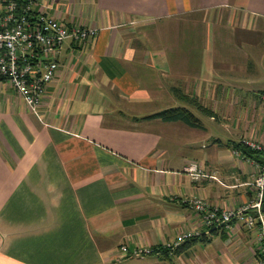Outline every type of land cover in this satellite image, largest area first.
Listing matches in <instances>:
<instances>
[{"label":"crops","instance_id":"crops-1","mask_svg":"<svg viewBox=\"0 0 264 264\" xmlns=\"http://www.w3.org/2000/svg\"><path fill=\"white\" fill-rule=\"evenodd\" d=\"M33 3L98 31L65 39L39 115L0 81V264H264L254 230L235 220L207 230L185 202L229 209L257 195L258 160L232 150L244 137L264 144V0ZM171 107L202 127L145 118ZM186 232L207 241L166 254ZM146 247L155 251L133 254Z\"/></svg>","mask_w":264,"mask_h":264},{"label":"built area","instance_id":"built-area-1","mask_svg":"<svg viewBox=\"0 0 264 264\" xmlns=\"http://www.w3.org/2000/svg\"><path fill=\"white\" fill-rule=\"evenodd\" d=\"M97 31L96 27H71L45 11H36L33 0H0V81L10 82L32 112L39 115L45 86L58 69V54L65 39L81 43L95 36ZM260 98L264 100V91L260 93ZM240 142L264 153V144L249 137H244ZM232 151L241 154L239 149ZM258 163L260 170L253 173L249 181L257 188V195L248 203L237 208L217 209L210 207L201 197H191L185 202L200 213L207 230L229 231L233 220L254 230L256 240L264 251V161ZM185 170L193 177L201 174L196 163H190ZM199 234L183 233L177 240L164 243L162 248L167 250V254H174L182 241ZM120 249L127 254L126 245H121ZM154 251L146 247L136 249L133 254L143 255Z\"/></svg>","mask_w":264,"mask_h":264},{"label":"trees","instance_id":"trees-1","mask_svg":"<svg viewBox=\"0 0 264 264\" xmlns=\"http://www.w3.org/2000/svg\"><path fill=\"white\" fill-rule=\"evenodd\" d=\"M171 90L175 97L178 99L184 101L185 103L193 106L195 109H197L200 113H202L205 116H213L217 118L216 112L203 105L197 97L191 96L185 92H183L180 88L178 87H171ZM145 118H161L162 120L166 121H174V120H180L188 125L194 126V127H202V122L201 120L193 114V112L187 108V107H171L167 109H162L160 111H157L153 114H150L146 116ZM233 148L239 149L241 151V154L246 156L247 158L258 160L259 162L264 161V157H261V154L264 155V153L259 152L257 150L251 149L248 146L243 145L240 141L238 143H235L233 145ZM196 237V238H194ZM190 240H200L202 242L207 241V238L202 236L201 234L199 235H193ZM164 252L167 254V250L164 249ZM175 253V251H174Z\"/></svg>","mask_w":264,"mask_h":264},{"label":"rangeland","instance_id":"rangeland-1","mask_svg":"<svg viewBox=\"0 0 264 264\" xmlns=\"http://www.w3.org/2000/svg\"><path fill=\"white\" fill-rule=\"evenodd\" d=\"M195 110V112H197L198 114L200 113L197 109H194ZM200 114H202V113H200ZM233 137H236L235 135H232Z\"/></svg>","mask_w":264,"mask_h":264},{"label":"water","instance_id":"water-1","mask_svg":"<svg viewBox=\"0 0 264 264\" xmlns=\"http://www.w3.org/2000/svg\"><path fill=\"white\" fill-rule=\"evenodd\" d=\"M262 201H264V198H262ZM262 210H264V203H262Z\"/></svg>","mask_w":264,"mask_h":264}]
</instances>
